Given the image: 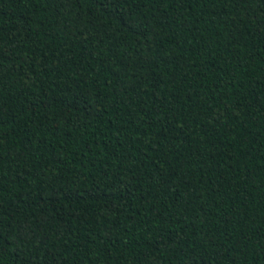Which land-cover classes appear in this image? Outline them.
Listing matches in <instances>:
<instances>
[{
    "label": "trees",
    "instance_id": "obj_1",
    "mask_svg": "<svg viewBox=\"0 0 264 264\" xmlns=\"http://www.w3.org/2000/svg\"><path fill=\"white\" fill-rule=\"evenodd\" d=\"M0 264H264V0H0Z\"/></svg>",
    "mask_w": 264,
    "mask_h": 264
}]
</instances>
